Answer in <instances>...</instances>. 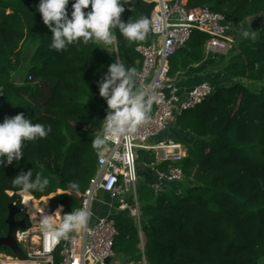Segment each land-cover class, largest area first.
<instances>
[{
	"label": "trees",
	"instance_id": "trees-1",
	"mask_svg": "<svg viewBox=\"0 0 264 264\" xmlns=\"http://www.w3.org/2000/svg\"><path fill=\"white\" fill-rule=\"evenodd\" d=\"M39 2L0 0V88L19 89L24 100L20 102L40 104L37 95L28 93L34 89L38 92L40 84H32L27 78V85L19 87L25 83L19 76L25 65V47L30 42L36 50L30 57L29 77H46L53 65L59 67L32 121L51 125L52 131L44 139L27 142L23 148L25 157L19 164L0 167V238L8 235L10 205H17L22 210L20 219L32 227L19 186L12 183L21 172L33 171L34 178L40 174L49 180L45 191L32 193L37 199L55 191L66 193L73 182L79 185L78 192H73L76 196L90 187L98 173V156L92 142L108 109L98 84L116 60L140 70L143 58L137 48L153 41L151 31L145 41L129 42L115 29V54L93 41L57 52L51 48L52 33L36 11ZM124 7L121 19L125 23L141 16L151 19L154 10V5L144 0ZM189 7H208L237 26L252 17L264 18V0H192ZM67 10L71 17V3ZM192 40L196 42L194 49L172 58L173 68L182 62L179 72L173 71L179 77H192L210 69L213 73L227 62L224 78H216L214 93L203 105L176 122L178 131L192 139L182 162L185 182L169 185L159 195L151 184L141 185L139 204L146 259L148 264H264V25L255 41L237 38L229 61L228 56L202 58L201 50L208 40L205 35L197 33ZM4 106L0 109V123L16 116L11 111L16 105ZM148 158L150 163L156 161L155 155ZM76 196L55 199L53 209L64 206L62 219L80 209ZM68 197L69 202H60ZM118 216L115 259L141 262L138 228L128 213Z\"/></svg>",
	"mask_w": 264,
	"mask_h": 264
},
{
	"label": "built area",
	"instance_id": "built-area-1",
	"mask_svg": "<svg viewBox=\"0 0 264 264\" xmlns=\"http://www.w3.org/2000/svg\"><path fill=\"white\" fill-rule=\"evenodd\" d=\"M144 1L154 5L151 19L159 21V30L151 31V45L137 48L143 58L142 67L137 71L141 82L158 96V102L152 105L150 119L132 137L130 152L124 160L114 158L111 153L105 154L106 159L98 158V173L91 180L83 198L79 199L80 209L87 208L90 213L87 230L74 232L68 239L53 240L50 236L45 238L41 227H27L15 235L25 259L0 251V264H56L58 257L60 264H106L108 259L113 264L118 230L112 214L128 213L138 228L140 238L144 234L138 195L141 177L138 172V151L155 155L154 163L149 166L143 163V166L154 172L156 181L150 186L156 195L169 185L185 182L182 162L187 157V148L175 139L163 138V135L185 113L203 105L213 95L214 87L209 82H202L190 89L181 88L177 83L180 74L176 78L171 76L170 61L187 47L197 33L208 38L206 59L228 56L236 45L239 28L208 7L190 8L192 0ZM29 79L33 81L32 77ZM205 84L207 87H204ZM4 107V90L0 88V109ZM117 150L123 153L122 144ZM159 165H166L167 169L161 170ZM101 193L110 198V203L100 198ZM130 198L134 200L133 205L128 203ZM118 200L119 206L116 207ZM104 206L109 207L110 212L106 216H99L98 208ZM142 250V264H148Z\"/></svg>",
	"mask_w": 264,
	"mask_h": 264
},
{
	"label": "clouds",
	"instance_id": "clouds-1",
	"mask_svg": "<svg viewBox=\"0 0 264 264\" xmlns=\"http://www.w3.org/2000/svg\"><path fill=\"white\" fill-rule=\"evenodd\" d=\"M136 2L137 0H40L36 11L42 15L43 23L52 33L51 48L57 52L64 51L73 44H88L89 41L102 45V49L108 51L109 46L116 43L115 29L129 42L145 41L150 31L159 30V21L146 16L131 18L127 23L122 21L124 5H135ZM70 3L73 9L71 17L67 10ZM134 8L130 10L133 12ZM256 33L253 30H243L241 36L255 41ZM98 87L108 109L106 118L100 123L98 134L93 138L92 147L101 160L107 158L106 153L124 160L130 152L132 137L150 119L152 105L158 102V96L143 85L137 70L127 66L121 59L108 67ZM51 131V125L34 124L23 113L5 118L0 123V167L10 166L14 162L19 164L25 157L24 145L46 138ZM121 144L123 153L117 150ZM12 183L19 186L20 194L30 196L33 192L45 191L49 180L42 178L40 174L34 178L33 171H28L21 172ZM78 190L79 185L73 182L69 184L66 194L72 195ZM27 209L30 213L33 211L29 205ZM62 211L61 207L56 215H60ZM89 218L87 208L63 215L62 222L58 225L54 223L53 216L44 215L40 218L41 231L45 238L50 236L53 240L68 239L71 233L87 230Z\"/></svg>",
	"mask_w": 264,
	"mask_h": 264
},
{
	"label": "rangeland",
	"instance_id": "rangeland-1",
	"mask_svg": "<svg viewBox=\"0 0 264 264\" xmlns=\"http://www.w3.org/2000/svg\"><path fill=\"white\" fill-rule=\"evenodd\" d=\"M263 25H264V18L263 17H252V18H249L244 24L238 26V28H239L238 40H239V38H242L241 32L243 30H249V31L253 30V31H257V33H258V32L261 31ZM257 33H256V35H257ZM195 43L196 42L194 40L190 41L189 44L186 47V51H183V52L181 51L179 53L183 54V53H185L187 51H190V50L194 49ZM236 43H237V41H236ZM35 50H36V45L33 42H30L25 47V53H24V57H23L24 58L25 65L23 66V68H22V70L20 72V76H19L20 78H22L25 81V83L19 84V87L21 89L24 88V86L27 85V83H26L27 78H28V80H30L29 79V76H30L29 75V70L31 68V65L29 64V62H30L31 55L34 53ZM108 52L113 53V54L116 53V46H115V44L113 46H109ZM229 55H228V60L227 61L230 60V56ZM201 56H202V58H207L206 57V54H205V47H204V49L201 50ZM181 63L182 62H180L175 68H173L172 67V63L170 61V66H171V69H172L171 76L173 78H176L177 73L180 70L178 68H181V65H180ZM226 63L227 62L222 63L220 66H218L216 68L218 71L214 72L213 75H212L215 78L219 77V81H221L224 78V76H223V72H224L223 70H224V68L223 67H224V65ZM173 69H177L175 71H178V72H174ZM209 71H211V69L208 70V71H206V72L209 73ZM58 72H59L58 65H53L49 69L48 75L46 77H40L39 79H36V80L33 79V81H30V82H32V84H40V86H41V88H39L38 92H36L37 89L36 90L34 89V90L28 92V93H30V95H34V96L37 95V100L40 101V104L35 105V102H31V101H27L25 103L20 102V101H24V100H22L20 98V95L21 94H19V93H21V92H19V89L18 90H14V89H6V90H4V103L11 104V105H16V107H15L16 109H12L11 110L12 113H16V115L23 113L26 119H31L32 121L35 120L37 118L38 113H39V110H40V107L39 106L43 103V99L46 96H48V94L50 92L49 91V87L52 85V83L54 84V81H55V78H56ZM28 96H25V98H27ZM22 104H24V105H22ZM176 138H177V141L183 143V145L185 147L192 144L191 137H188V135L186 133H184V132H180L179 131V135H176ZM138 154L140 156V161L138 163V172H139V176H140L146 170V168L143 166V163H146L148 166L151 163L149 161V158H148V155L149 154L147 152H145V151H138ZM147 168H149V167H147ZM158 168L161 169V170H166L167 169V166L166 165H162V166L159 165ZM142 181L143 180L140 177V180H139V183H138V195H139V198H140V192H141V185H143ZM10 194L13 195V193H10ZM82 194H84V193L82 192ZM19 195H20V193H19ZM64 195H68V194H66V193L63 194V193H60V191H55L54 193H52V194H50L48 196H45L42 199H37L36 196L33 195V194H32V197L37 202L36 204H37V210L38 211H44V212L47 211L49 214H52V213H54L56 211L55 209H53V204H54L55 199L58 198V197H60V196H64ZM68 196H76V195L75 194H72V195H68ZM20 197H21L22 204L25 205L24 204L23 196L20 195ZM76 197H77L78 200L80 199V195H77ZM100 198L105 199L104 198V193H101ZM45 199H47L48 201H46ZM69 201H70L69 197L68 198H62L60 200V202L62 204H65V202H69ZM128 203L130 205H133L134 204V200L132 198H130V199H128ZM59 206H61V205H58L57 208ZM115 206L116 207L119 206V200L116 202ZM25 207H26V214H27L29 220L32 221V227L33 226L41 227L40 220H38V219H32V217L29 215V211L27 209V205H25ZM61 207L64 210V206H61ZM62 213H63V211H62ZM62 213H61V219H62ZM118 214H120V213H115V214H112L111 215V218L116 223L119 221V218H120L118 216ZM58 223H60V221ZM139 237H140V235H139ZM141 238H140L141 244H140L139 247L141 249H144L145 244H146V237L143 234V236ZM0 251H2L3 253L8 254L10 256H14L13 255V252L10 249H8L7 247H0ZM144 254H145V251H144ZM60 262H61V259L60 258H57L56 259V264H60ZM117 262L119 264L122 263L121 261H117L116 259L113 260V264H117ZM142 263L143 262L141 261V262H138L137 264H142ZM153 264H157V263L154 262Z\"/></svg>",
	"mask_w": 264,
	"mask_h": 264
},
{
	"label": "crops",
	"instance_id": "crops-1",
	"mask_svg": "<svg viewBox=\"0 0 264 264\" xmlns=\"http://www.w3.org/2000/svg\"><path fill=\"white\" fill-rule=\"evenodd\" d=\"M216 71H218V70H214L213 73ZM213 73L211 71H209V73L206 72V73H202V74L195 75L192 77H189L186 74H182V76L179 79H177V83L183 89H190L193 86L200 84L201 82H209V83L213 84V86L215 87V82L217 81V79L212 76ZM21 81L22 80L20 79L19 83ZM178 130H179V128L177 127L176 123L172 124L170 126V129H169L167 135H166V138L177 139L176 135H179ZM140 176L143 180L142 181L143 184L148 185V184H152L156 181V177L154 175V172L150 168H146V170ZM104 198H105L104 200L107 203H110V198L108 196L105 195ZM109 212H110L109 207H107V206H104L103 208H98L99 216H106L109 214ZM60 219H61V215H60ZM60 219L56 220L54 223H58L60 221ZM122 263H125V262H122ZM122 263H120V264H122ZM117 264H119V263L117 262Z\"/></svg>",
	"mask_w": 264,
	"mask_h": 264
},
{
	"label": "water",
	"instance_id": "water-1",
	"mask_svg": "<svg viewBox=\"0 0 264 264\" xmlns=\"http://www.w3.org/2000/svg\"><path fill=\"white\" fill-rule=\"evenodd\" d=\"M22 213V210L17 207V205H10L9 207V217L6 221L8 225L9 231L8 235L4 238H0V247H7L10 249L15 255H17L20 259L24 260L25 255L19 248L15 235L20 230L27 229L26 220L18 221L16 217ZM106 264H112V260L108 259Z\"/></svg>",
	"mask_w": 264,
	"mask_h": 264
},
{
	"label": "bare ground",
	"instance_id": "bare-ground-1",
	"mask_svg": "<svg viewBox=\"0 0 264 264\" xmlns=\"http://www.w3.org/2000/svg\"><path fill=\"white\" fill-rule=\"evenodd\" d=\"M60 193L65 194V192H63V191H60ZM22 196H23V199H24V204L27 205V206L29 205V207H32L33 208V211L31 213L29 212V215L32 217V219H38V220H40V218L42 216H44V215L53 216V221L54 222L56 220H59L60 219L61 212H60V215L59 214L56 215V213L61 208V206H59L54 213L49 214L47 211H46L47 212L46 213L44 211H38L37 210V204H36L37 202L34 200V198L32 197V195H30V196L22 195ZM82 198H83V195H80V200ZM45 200L48 201L47 199H45ZM34 207H35V211H34Z\"/></svg>",
	"mask_w": 264,
	"mask_h": 264
},
{
	"label": "flooded vegetation",
	"instance_id": "flooded-vegetation-1",
	"mask_svg": "<svg viewBox=\"0 0 264 264\" xmlns=\"http://www.w3.org/2000/svg\"><path fill=\"white\" fill-rule=\"evenodd\" d=\"M16 219H17L18 221H21V220H22V219H20V217H19V216H17V217H16Z\"/></svg>",
	"mask_w": 264,
	"mask_h": 264
}]
</instances>
